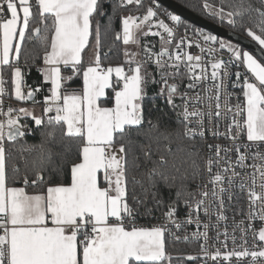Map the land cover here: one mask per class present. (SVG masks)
I'll return each instance as SVG.
<instances>
[{
	"label": "snow or ice",
	"instance_id": "snow-or-ice-1",
	"mask_svg": "<svg viewBox=\"0 0 264 264\" xmlns=\"http://www.w3.org/2000/svg\"><path fill=\"white\" fill-rule=\"evenodd\" d=\"M200 9L230 29L239 26L255 47L246 50L203 29L192 30L193 42L182 16L161 13L158 0H0V264H171L165 234L187 241V234L169 227L179 230L182 223L195 224L192 237L204 240L202 264H233V258L235 264L246 258L264 264V153H252L247 163L252 145L264 143V0H201ZM181 25L185 35L177 39ZM149 37L159 38V50ZM193 45L200 55L187 50ZM114 49L123 60L106 63ZM218 53L228 59L216 58ZM34 66L41 80L32 87L25 78ZM73 77L82 79V87L68 91ZM149 84L159 85L152 99L158 96L173 110L178 128L146 120ZM229 85L240 89L236 104ZM28 103L33 107L23 106ZM221 118L228 120L224 132ZM206 120L217 123L206 127ZM41 128L40 145L22 148L19 158L9 152V144ZM208 132L231 143L206 144L205 157L198 138L205 140ZM71 142L75 158L68 160ZM24 153L35 154L29 160ZM246 169L247 178L241 176ZM69 173L70 182H56ZM205 173L209 179L202 182ZM137 186L142 195L133 194L130 203ZM237 186L246 193L247 208L236 213L244 219H234L232 242L239 229L243 245L229 250L225 199L232 201ZM28 188L39 190L29 194ZM162 188L176 192L163 213L166 223L137 225L140 207L151 211L149 198L163 203ZM181 203L188 210L184 221L176 216ZM212 229L217 239L225 237L222 248H208Z\"/></svg>",
	"mask_w": 264,
	"mask_h": 264
},
{
	"label": "built area",
	"instance_id": "built-area-1",
	"mask_svg": "<svg viewBox=\"0 0 264 264\" xmlns=\"http://www.w3.org/2000/svg\"><path fill=\"white\" fill-rule=\"evenodd\" d=\"M164 11H169V10L161 5V13H163ZM161 18H163V15H161ZM188 27L190 30L188 31L187 36L193 42H195L197 40V37L193 34L192 30L197 29V28H193L190 25H188ZM184 35H185V29H184V26L181 25L180 28L178 29V32H177V39H179L181 36H184ZM148 39H150L151 42L155 45V50H159V47H160L159 38L149 37ZM158 43H159V45H158ZM204 47H207V45H205ZM187 50L190 51L193 55H200L201 54L199 49L196 48L194 45L190 49H187ZM220 56H223V58L225 60L228 59L227 53H218L216 58H220ZM206 59H207V57H206ZM209 71H210V69H209ZM235 71H236V69L233 68V73ZM232 79L235 80V75L232 76ZM186 83H187V80H186L185 84ZM201 87H203V85H201ZM209 87H211L210 84H209ZM25 91H27V88H25ZM229 91L233 92V97L231 99V103L236 104L237 100H236L235 96H236V94H239L240 89L239 88L233 89V88H231V85H229ZM241 99H242V97H241ZM216 123H217L216 121H213L211 124H209V122L207 120L205 121L206 127H213ZM218 123H219V130L221 132H224L226 129V125L228 123V120L221 118V120ZM242 142H246V137L242 141H238V143H242ZM198 143L201 145L202 155H204L206 157L207 156V149H206V147H204L206 144L229 145L231 143V141L226 140L224 138H213L211 135V132H208L206 134L205 140L200 141L198 138ZM255 152L264 153V143H260L259 145H252V147L249 149V160L247 161V163L253 162L251 159V154L255 153ZM257 163H258V161H257ZM237 171H240V169H237ZM247 171L248 170L246 169L245 171L241 172V176L247 178L245 175V173ZM208 179L209 178H208L207 174L205 173L202 176V182H207ZM239 182H240L239 180L236 181L237 185H239ZM249 183H250V181H249ZM259 184H260V179L257 176V191H260ZM246 208H247L246 193H245V191H242L241 189H239V187L237 186L236 188L233 189L232 201L229 202L227 199H225L224 214L227 216V222L226 223H227V231L229 234L227 246H228L229 250L233 249L234 247H239V246L243 245V240L241 239V233H240L239 229H236V231H235V237H236L235 244H233V242H232V235H233L234 219H235V221H240L241 219H244L240 215L236 214L237 211L240 209L246 210ZM164 212H166V211L153 212L151 210V212L146 213L145 210H142V211H140V215L136 219V224L148 226V227L153 226V225L165 224L166 221H165V218L163 215ZM187 213H188L187 208H185L184 205H182L180 208L177 209V214H176L177 219L180 221H184L186 216H187ZM200 219L202 222H207V220H208V218L205 217L202 213H201ZM212 222L215 223V217L212 218ZM246 224H247V221L245 220V226H246ZM224 226H225V222L222 221L220 223L219 231L223 232ZM253 226L256 229H259V227L261 226V222L258 220L253 221ZM169 227L171 228V232L175 233L176 235L183 237L185 234H187L189 236V239L187 241L181 239L179 242H176L172 235H169L167 233L165 234V240L169 241L172 244H188V246L185 248V250L183 251L182 254L175 255L174 259L177 258V260L171 261V264H202V260L199 258L202 255L200 253V243H204V240H203V238H200V239L194 238L191 235L193 232L197 231V226L195 224L182 223L179 230H177L176 227L172 226V225H170ZM200 230L203 231L202 228ZM216 232H217L216 229H212L208 233L207 246L210 250H213L215 248H222L221 242L224 241L225 237L223 235H221L217 239ZM247 239H248L247 247L252 248V246H253V234H252V232L248 233ZM188 256H193V257H198V258L194 259V260H188L187 259ZM248 259H250V258H246L244 261H242V264H248ZM208 264H211V261H209ZM233 264H235V258H233Z\"/></svg>",
	"mask_w": 264,
	"mask_h": 264
},
{
	"label": "trees",
	"instance_id": "trees-1",
	"mask_svg": "<svg viewBox=\"0 0 264 264\" xmlns=\"http://www.w3.org/2000/svg\"><path fill=\"white\" fill-rule=\"evenodd\" d=\"M178 3H180L181 5L185 6L186 8H188L189 10H192L193 12L197 13L198 15L216 23L219 24L218 22L214 21L213 19L204 16L202 14V10L200 9V5H201V0H174ZM106 7H108L106 5ZM132 14H136V10L132 9L131 10ZM124 15L129 14V11H124L123 12ZM185 21V20H184ZM186 24L190 25L193 28H197V29H201L198 28L197 26L191 24L188 21H185ZM221 25V24H219ZM114 26L116 28L119 27V22L118 20L114 21ZM224 26L228 29H230L227 25H221ZM234 32L237 33H241L239 26H237V28L235 30L230 29ZM244 35V34H243ZM150 40V39H149ZM112 43V33L109 32L107 37L104 40V45H105V51H107L108 46L111 45ZM159 45V43H158ZM29 48H34L33 44H27L26 45V49ZM39 53V48L38 46L34 48V53L33 54H37ZM121 60H123L122 55L121 56H117L116 50H113L112 55H110L109 57L106 58V63L108 61H111L112 64H116L119 63ZM21 63L23 64V58L21 59ZM42 60H37V64H41ZM150 71H153V69H149ZM25 71H28L27 69H25ZM70 72V69L67 70ZM26 83L28 85H31L32 87H35L37 85V83L40 82L41 77L40 75L37 73L36 71V67H32L31 72L29 75L26 76ZM186 82V80L184 81V83ZM67 87L71 88V89H78L80 87H82V79L80 77H73L71 81H69L67 83ZM159 86L158 85H153V84H149L147 87V99H145L144 101V110H145V117L146 120H152L153 122L156 121H160L163 125H168L170 130H174L176 128H178L179 126L174 123V121L177 119L175 113L173 112V110L171 108H169L165 102L159 98L158 96L156 97L155 100L152 99V97L158 93L159 91ZM181 90H183V86H181ZM45 91H47V86L45 87ZM108 96H111V90H108ZM37 99H42V95L38 96ZM13 104H15L14 101H12ZM177 103H179V101H177ZM28 104H24L25 106L29 105ZM31 105V104H30ZM155 105V107H153ZM110 106V105H107ZM145 127H147V124H145ZM46 131V129L41 128V129H37L35 131V134L33 135H27L23 140L18 141L15 144H9L8 145V149L9 152L19 158L20 155V151L22 148H27L29 146H38L42 143V136L41 133ZM59 139V133L57 134V140ZM73 145L72 148V155H70L68 157V160H72L75 158V142H71ZM47 147H51L53 148L54 151L56 152H61L62 148H58L56 147V145L54 143H50L47 145ZM173 151H176V146H173ZM35 153H32V155H34ZM24 155L26 156V158H28L29 160L32 158V155H29L28 153H24ZM56 163L59 164L60 163V159L59 157L56 158ZM70 168V165H69ZM60 181H64V182H70V173H69V178L66 179L65 176L63 174L58 175L56 177V182H60ZM39 189H32V188H28L27 191L30 193H34L35 191H38ZM190 190H195V184H191L190 185ZM135 194V195H142V193L140 192V188L139 186L136 187V192L135 193H131L129 194V202L132 203L131 200V196ZM176 198V192L175 189H173L171 192H169L166 188H162L161 189V199L163 201L162 204L160 205H156L154 204L151 199L149 198V201L147 202L146 207L148 209H151L153 212H163V211H167L168 209V204L174 200ZM183 204L181 203L178 208H180ZM145 210V207L141 206L139 209V212ZM151 212V211H150ZM149 213V212H147ZM165 246H166V250L170 253L169 255L173 258L172 261L177 260V258L174 259L175 254H182L183 251L185 250V248L188 246V244H172L169 241L165 240ZM179 261V260H178ZM165 264H167L165 262Z\"/></svg>",
	"mask_w": 264,
	"mask_h": 264
},
{
	"label": "water",
	"instance_id": "water-1",
	"mask_svg": "<svg viewBox=\"0 0 264 264\" xmlns=\"http://www.w3.org/2000/svg\"><path fill=\"white\" fill-rule=\"evenodd\" d=\"M158 3L169 11L180 14L183 20L188 21L191 24L205 31H211L222 38L230 39L232 43L239 44L242 48L246 50H252L255 47L254 44L250 42V38H246L245 35L234 32L224 26L216 24L198 15L192 10H189L188 8L174 0H158Z\"/></svg>",
	"mask_w": 264,
	"mask_h": 264
},
{
	"label": "crops",
	"instance_id": "crops-1",
	"mask_svg": "<svg viewBox=\"0 0 264 264\" xmlns=\"http://www.w3.org/2000/svg\"><path fill=\"white\" fill-rule=\"evenodd\" d=\"M135 50H136V49H134L133 51H135ZM90 55H91V49L89 50V54L85 56V59H86V60L89 59ZM41 64H42V63H41ZM64 75H65V76H71L70 72L67 71V70L64 71ZM66 88H67L68 91L73 90V89H71V88H68V87H67V84H66ZM106 91L108 92V90H106ZM23 106H25V105H23ZM26 107H33V105H30V104H29V105H27ZM36 111H37V113L40 112V106H36ZM99 181H100L101 186H104V185H103V175H102V173L99 174ZM29 194H33V193H30V192H29Z\"/></svg>",
	"mask_w": 264,
	"mask_h": 264
},
{
	"label": "rangeland",
	"instance_id": "rangeland-1",
	"mask_svg": "<svg viewBox=\"0 0 264 264\" xmlns=\"http://www.w3.org/2000/svg\"><path fill=\"white\" fill-rule=\"evenodd\" d=\"M126 15H128V14H126ZM134 49H136L135 48V46H132V50H134ZM159 88V87H158ZM168 252V251H167ZM168 254H170L169 252H168ZM175 255H177V254H175ZM167 264H168V262L167 261H165Z\"/></svg>",
	"mask_w": 264,
	"mask_h": 264
}]
</instances>
